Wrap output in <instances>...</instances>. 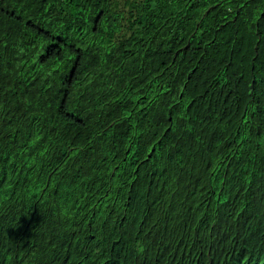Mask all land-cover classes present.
<instances>
[{"label":"trees","instance_id":"16d2710c","mask_svg":"<svg viewBox=\"0 0 264 264\" xmlns=\"http://www.w3.org/2000/svg\"><path fill=\"white\" fill-rule=\"evenodd\" d=\"M0 264H264V0H0Z\"/></svg>","mask_w":264,"mask_h":264}]
</instances>
